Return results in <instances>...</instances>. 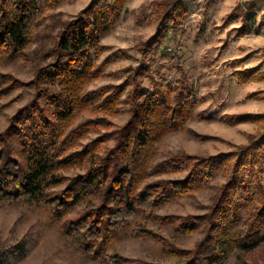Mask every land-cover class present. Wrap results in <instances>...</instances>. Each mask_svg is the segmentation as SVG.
<instances>
[{
  "label": "trees",
  "instance_id": "trees-1",
  "mask_svg": "<svg viewBox=\"0 0 264 264\" xmlns=\"http://www.w3.org/2000/svg\"><path fill=\"white\" fill-rule=\"evenodd\" d=\"M8 1L1 0L0 5V52L18 55L30 45L27 24L37 6L34 0H14L10 5ZM124 2L93 0L76 20L63 24L51 52L54 59L29 84L37 90L34 100L0 133V200L44 204L54 222L64 220L88 203L89 209L77 219L66 221L63 228L78 248L106 264H148L105 251L106 244L115 240L139 215L160 226H171L177 232L198 231L203 235L191 250L177 249L157 238L168 254L184 259L181 264H223L229 253L233 255V264H244L252 250L264 246V187L260 179L264 174V128L257 135H250L246 145L236 147L231 153L206 158L170 156L153 165L150 146L189 119L186 99L192 90L186 86L182 73V81H177L174 88L167 85V92L151 76L152 91L142 90V78L150 71L145 60L162 41L168 40L189 7L186 0H168L156 33L142 44L140 65L125 70L128 74L125 81L108 87L112 91L107 95L105 90L86 91V86L102 74L91 49H95L97 57L104 51L100 46L101 35L108 24H113ZM245 4L252 10L250 3ZM240 11L241 5H237L231 16ZM250 19L248 16L238 29L239 35L250 33L247 25ZM263 66L264 61L255 68L236 71L237 82H258L264 75ZM22 86V82L12 79L10 85L0 87V99ZM124 93L123 102L129 105L130 120L122 128L86 145L79 142L105 126L104 119L89 120L68 133L77 113L95 108L115 111ZM229 119L232 124L264 123V114ZM107 125L112 127L111 123ZM111 140L114 147L100 153ZM85 166H88L86 172L69 179L64 190L52 192L64 182L61 170ZM219 170L227 172L226 181L216 188L207 213L185 217L156 214L162 204L207 186ZM181 171H186L181 179L146 181L151 174ZM241 220L245 230L235 231L234 225ZM132 235L157 237L142 227L135 228ZM23 250L19 245L0 252V264H10Z\"/></svg>",
  "mask_w": 264,
  "mask_h": 264
},
{
  "label": "rangeland",
  "instance_id": "rangeland-1",
  "mask_svg": "<svg viewBox=\"0 0 264 264\" xmlns=\"http://www.w3.org/2000/svg\"><path fill=\"white\" fill-rule=\"evenodd\" d=\"M13 1L9 0L8 4ZM34 1L37 8L27 24L29 47L18 55L0 52L1 89L10 85L12 79L23 83L22 87L0 99V133L5 132L11 119L34 100L37 90L29 84L35 80L38 71L54 59L51 52L63 24L76 20L93 0ZM167 1L125 0L113 24H108L107 30L101 35L100 46L104 51L97 57L95 49H91L102 74L86 86V91L105 90L107 95L112 91L108 87L121 85L125 81L128 76L124 73L125 70L140 65L143 59L142 44L156 33ZM186 1L189 12L172 30L168 40L162 41L145 60L150 71L142 78V90L148 93L152 91V77L167 92V85L174 88L177 81H182L181 73L185 77L186 86L192 90L191 96L186 99L189 103V119L175 132L150 146L153 165L170 156L206 158L231 153L236 147L246 145L250 135H257L264 128L261 121L229 122L230 117L237 115H248L251 118L264 114V75L258 82L246 84H239L235 75L236 71L255 68L264 61V36L253 34L240 38L243 35L231 28V24L239 23V20H228L230 15L227 12L231 7L228 0ZM255 21L258 23L257 19ZM261 73H264V66ZM125 97L126 93L122 94V102L115 111L95 108L77 113L68 133L89 120L104 119L105 126L87 134L79 142L80 145H86L122 128L130 120L129 105L123 102ZM102 99L97 100V103ZM52 110L48 109L50 114ZM107 123H111L112 127ZM114 145L113 140L109 141L100 153H105ZM81 147L78 146V149ZM87 168L88 166L61 170L64 182L53 188L52 192L64 190L69 179L84 174ZM185 173L186 171L151 174L146 181L177 180ZM226 175V171L219 170L207 186L162 204L157 208L156 214L180 217L204 215L211 205L216 188L225 183ZM260 179L264 187V174ZM95 204L98 202L95 201ZM85 209H89L88 203L78 207L64 220L54 222L51 211L44 204L0 200V252L19 245L24 247L22 255L13 259L10 264H106L103 260L90 257L65 234L64 223L77 219ZM140 227L151 230L157 237H133V230ZM234 230H245L242 220L234 225ZM157 238L177 249L191 250L203 235L198 231L192 234L177 232L171 226H160L139 215L115 240L106 244L105 251L107 254L116 253L125 259L148 264L184 262L183 258L168 254L163 242ZM233 262V255L229 253L223 264ZM244 264H264V246L252 250L246 256Z\"/></svg>",
  "mask_w": 264,
  "mask_h": 264
},
{
  "label": "crops",
  "instance_id": "crops-1",
  "mask_svg": "<svg viewBox=\"0 0 264 264\" xmlns=\"http://www.w3.org/2000/svg\"><path fill=\"white\" fill-rule=\"evenodd\" d=\"M231 4V7L228 10V20L231 21H237L239 20V23H233L231 24V28H235L238 30L245 19L248 18V16L251 17V19L247 22L248 28L250 29V33L244 34L242 37H249L253 34H256L258 36L263 35L264 36V0H228ZM250 3V7H252V10H248L249 7L246 6L245 3ZM237 5H241V11L236 13V15L231 16V13L233 12L234 8ZM258 20V23H255V20ZM234 29V30H235Z\"/></svg>",
  "mask_w": 264,
  "mask_h": 264
}]
</instances>
